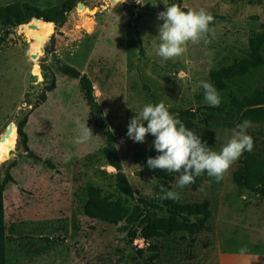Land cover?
<instances>
[{
	"label": "rangeland",
	"instance_id": "374dc122",
	"mask_svg": "<svg viewBox=\"0 0 264 264\" xmlns=\"http://www.w3.org/2000/svg\"><path fill=\"white\" fill-rule=\"evenodd\" d=\"M63 1L0 0V5L18 2L49 8ZM166 2L205 8L215 15L210 23L215 35L207 37L210 42H189L184 54L167 61L159 57L158 26L163 21L157 16L165 10L163 0H80L64 21L52 20L54 31L38 56L33 52L36 38L32 31L20 24H0V140L9 119L17 117L16 143L0 158V181L16 160L11 169L15 182L5 189L7 264H264V197L233 181L242 155L219 182L207 172L197 177V189L178 188L175 179L172 190L184 201L209 198L212 216L198 234L175 232L154 238L160 246L155 260L149 257V250L140 253L145 240L132 242L126 223L111 225L85 213L90 186L100 187L105 195L120 199L130 209L145 205L140 197L162 203L159 179L133 159L134 152L152 140L151 134L144 143L127 136L134 111L163 100L180 119L181 110L192 108L196 118L180 120L187 128L197 124L202 141L219 152L242 122L231 104L232 97L264 88V65L228 79L225 89H217L222 100L218 107L205 102L200 86L202 80L214 84L213 71L251 54L250 39L264 32V0ZM36 60L43 69L42 80L33 74ZM61 63L88 74L100 115L90 108L81 79L62 74ZM53 75L56 89L37 106ZM25 116L29 145L41 159L26 155L19 144L18 126ZM99 116L115 134L116 151L132 195L116 185V168L104 152L108 141ZM76 120L87 122L92 129L90 141L74 142L79 135ZM248 134L257 151L264 154V125L251 122ZM242 247L247 249L243 254Z\"/></svg>",
	"mask_w": 264,
	"mask_h": 264
},
{
	"label": "trees",
	"instance_id": "16d2710c",
	"mask_svg": "<svg viewBox=\"0 0 264 264\" xmlns=\"http://www.w3.org/2000/svg\"><path fill=\"white\" fill-rule=\"evenodd\" d=\"M80 0H64L62 3L49 7L40 8L31 3L20 4L18 2L0 5V24L13 27L18 24H25L34 16L43 18L45 21L53 19L56 23L64 21L73 8ZM181 6V5H180ZM187 11L188 7H182ZM215 17V15H213ZM252 52L249 56L236 60L229 66H223L213 71V83L217 89H225L227 80L247 74L252 69L264 65V32L258 33L250 39ZM60 71L64 75L81 79L82 86L85 90L86 98L90 108L97 114H101L102 110L96 100L94 83L87 73H83L80 69L61 63ZM57 87L56 76L53 75L47 83L37 99V106L43 104L48 98V92L54 91ZM231 104L236 107L237 113L241 121L250 120L252 123L264 125V88H256L252 92L242 96L234 95ZM180 119L184 122L193 121L196 118V112L192 108L180 111ZM186 117H183V116ZM100 126L104 130L108 145L104 148L105 155L110 165L116 168V185L126 195H132L133 189L129 179L123 171V164L119 158L115 141L114 132L108 127L106 121L99 116ZM28 117L21 119L18 126L19 144L26 155L35 159H41V155L32 150L29 145V135L26 130ZM197 124H193L190 128L196 131ZM152 136V135H151ZM155 137L148 146L137 149L133 154L135 162L142 164L149 169L158 179L160 189H173V182L179 177V173H168L160 169H150L147 166L149 157H156L159 153L153 146ZM264 150V137L262 139ZM47 164L54 167L55 163L51 159H46ZM16 165V160L8 167L5 177L0 181V264L6 263V236H5V189L7 184L15 182V177L11 169ZM234 183L243 189L264 197V154L257 151L253 146L251 151L243 152L239 165L233 173ZM200 185L198 178L195 182L188 185L192 189H197ZM185 186V187H188ZM87 201L85 204V213L92 220H100L102 222L118 225L126 223L127 233L130 240L134 242L137 238L145 240V247H139L141 254L145 250H149L151 260H155L160 256L159 244L154 242V238H160L175 232H183L195 235L207 228L208 220L212 216L211 200L204 198L201 201H184L180 196L178 201L171 199H162V203L153 202L145 197H140L139 204L133 209L126 207L120 199H113L105 195L100 187L90 186L87 190ZM163 193L161 192V196ZM159 210H165L166 214H160Z\"/></svg>",
	"mask_w": 264,
	"mask_h": 264
},
{
	"label": "clouds",
	"instance_id": "9594fccd",
	"mask_svg": "<svg viewBox=\"0 0 264 264\" xmlns=\"http://www.w3.org/2000/svg\"><path fill=\"white\" fill-rule=\"evenodd\" d=\"M140 3V0H137ZM165 10L158 13L157 19L163 21L158 26L159 44L157 55L164 61L181 56L187 50L189 42L196 44L210 41L209 33L215 35L210 28L214 20L213 15L205 8H189L182 10L179 4L169 5L163 0ZM155 6V5H154ZM204 89V100L212 106L218 107L222 100L214 84L200 81ZM131 118L127 136L134 142L144 143L146 136L155 137L153 146L159 153L156 157H149L147 166L150 169H160L168 173H179L176 187L184 188L195 182V178L207 172L209 177H214L219 182L230 166L245 151H251L254 146L253 137L248 134L251 127L250 120H244L232 130L231 138L217 152L202 141L196 131L188 129L185 124L170 113L168 106L161 100L158 103H148ZM79 135L76 144L90 141L94 135L92 129L80 120L75 121ZM145 123L147 126H145ZM218 140L219 137L217 136ZM163 195L160 199L178 201L180 195L174 190L161 188ZM247 251L246 247L240 249L241 254Z\"/></svg>",
	"mask_w": 264,
	"mask_h": 264
},
{
	"label": "bare ground",
	"instance_id": "6f19581e",
	"mask_svg": "<svg viewBox=\"0 0 264 264\" xmlns=\"http://www.w3.org/2000/svg\"><path fill=\"white\" fill-rule=\"evenodd\" d=\"M21 28L28 29L35 34L36 41L33 43V52L36 56L41 54V47L43 42L48 38L49 34L54 31L55 23L50 19L45 21L44 19H33L29 23L21 24ZM7 45H9L7 43ZM37 61V60H36ZM33 74L36 80H42L44 77L43 69L38 63H35L33 68ZM15 120L9 119L7 123V131L3 138L0 140V158L4 159L5 156L10 152L16 143V129Z\"/></svg>",
	"mask_w": 264,
	"mask_h": 264
},
{
	"label": "water",
	"instance_id": "95a60500",
	"mask_svg": "<svg viewBox=\"0 0 264 264\" xmlns=\"http://www.w3.org/2000/svg\"><path fill=\"white\" fill-rule=\"evenodd\" d=\"M41 17H38V16H34V17H32V19H40ZM51 20H53V19H51ZM34 56H36V54H34ZM14 120H17V117H14L13 118Z\"/></svg>",
	"mask_w": 264,
	"mask_h": 264
}]
</instances>
